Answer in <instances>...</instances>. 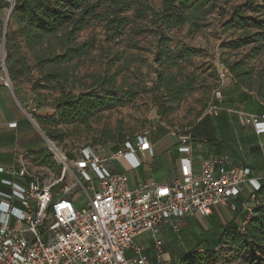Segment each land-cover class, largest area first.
<instances>
[{
  "label": "built area",
  "instance_id": "obj_1",
  "mask_svg": "<svg viewBox=\"0 0 264 264\" xmlns=\"http://www.w3.org/2000/svg\"><path fill=\"white\" fill-rule=\"evenodd\" d=\"M0 76V85L9 87L1 49ZM227 76L228 69L221 65L220 80ZM223 100L222 89L214 90L206 114L217 116L223 110ZM30 109L36 112L34 107ZM232 112L257 136L264 135V115ZM150 133L148 127L118 150L107 144L86 147L72 158L53 151L56 170L44 167L31 173L22 157L15 166L0 165V174L6 176L0 178V185L6 188L0 189V264H172L162 257V225L170 223L177 232V220L207 217L218 207L247 219L260 205L257 193L263 185L250 177L249 168L230 167L225 158L213 157L203 160L199 171H194L193 137L188 129L174 133L181 156L178 175L170 183L132 187L128 173L117 170L118 158L132 170L139 169L143 162L137 154L154 155L148 143ZM246 185L251 189L246 199H241ZM140 237L152 242L156 262H151L136 242ZM127 252L132 256L126 257Z\"/></svg>",
  "mask_w": 264,
  "mask_h": 264
},
{
  "label": "rangeland",
  "instance_id": "obj_2",
  "mask_svg": "<svg viewBox=\"0 0 264 264\" xmlns=\"http://www.w3.org/2000/svg\"><path fill=\"white\" fill-rule=\"evenodd\" d=\"M141 1H147L153 9L157 10L163 0ZM4 2L9 3L7 0H0V4ZM240 3L242 0H225L220 3L218 8L207 15L205 27L199 33H189L187 26L176 27L168 31L171 49L180 52L183 47H187L194 49L195 52L189 58L184 57L177 67L170 70L183 82L189 78L193 79L194 90L167 115H163L167 107L165 95L157 88V66L154 63L157 48L155 38L150 34L151 23L148 19L135 20L133 12L127 11L123 15L130 17L132 23L118 38L112 39L104 29L103 23L98 19H91L88 27L80 32L78 40L82 42L93 39L94 48L89 57L83 58L82 63L73 71V80L65 87L66 91L75 97L91 92L104 96L111 91L101 90L93 84L90 77L98 74H116L112 94L116 95L121 103L111 109L96 111L87 126L76 121L67 124L59 122L56 125L43 122L37 118L38 116L30 107L36 109L41 105H50L55 98L61 95V92L59 89H51L43 83H38L37 87H34L38 75L33 72L32 83L24 82L16 86L17 92H20L22 96L18 97L14 92L15 86L12 82L7 87L12 94L15 93L18 101H25L26 105H29V107H25L19 102L20 119L26 121L24 123L27 124L26 126L30 124L34 134L38 135L39 140L35 142L36 144L39 145L42 142L43 148H50L49 144L53 143L56 148L71 158L77 156L82 148L96 149L104 144L113 146L114 142H118L122 138L125 141H133L150 127L148 143L153 146L154 162H162L163 165L145 164L137 170H132L123 158H118V165L128 173L134 184H149L153 181L160 183L170 180L171 174L167 168V161L177 142L174 134L176 130L183 132L191 128L200 118L211 116L206 114V110L213 101V91L217 88L222 89L224 96L222 104L233 111H240L241 107L238 105H241L243 96L247 94L246 90H241L239 93L229 96V89L233 81L231 76H227L223 81L219 78L221 65H225L226 60L239 59L246 51L245 49L236 51L227 47V42L233 38V34L232 31H226L223 27L233 6ZM7 9L8 7L0 8V42ZM9 22L10 19L5 33ZM5 58L6 52L4 53ZM252 64L254 74L257 70L264 69V52ZM7 96L10 94L7 93ZM14 102L16 104L15 100ZM25 111L31 115L33 123L26 117ZM212 119L213 117L210 120ZM17 139L18 145L24 147V138ZM46 151L51 156L53 150L47 149ZM196 157L199 159L202 155L195 154ZM11 158L13 157L10 155L0 154V164L6 163ZM14 161L16 163L17 160ZM15 163L10 166H15ZM145 169L148 173L144 171ZM222 213L221 220L228 221L225 216L229 217L231 211L223 210ZM212 219L213 217H209L208 220L212 221ZM205 224V222L195 221V226H185L179 223L178 232L171 229L165 230V227V231L163 230L159 236L163 240L164 261L170 260L171 263L177 264L180 257L187 254L200 241L192 231L194 228L202 238H212L208 237L204 231ZM237 226L239 227L240 224L238 223ZM213 233L215 231L209 234L213 235ZM139 241L140 238L136 240L138 243ZM147 245L145 244L144 247L149 250L151 255L154 254L151 246ZM214 252L216 253L213 264H264V261L260 260L253 263L249 253L237 251L226 243L219 245L218 251ZM131 256L132 252H127L126 257ZM211 257L210 254L206 258Z\"/></svg>",
  "mask_w": 264,
  "mask_h": 264
},
{
  "label": "trees",
  "instance_id": "obj_3",
  "mask_svg": "<svg viewBox=\"0 0 264 264\" xmlns=\"http://www.w3.org/2000/svg\"><path fill=\"white\" fill-rule=\"evenodd\" d=\"M223 1L163 0L160 8L155 10L147 1L141 0H15L4 35L5 68L15 86V93L20 83H32L33 72L38 75L34 87L43 83L51 89L60 90L61 95L50 105H41L54 109L51 116L39 118L41 121L53 125L76 121L87 126L96 111L111 109L121 101L112 94L116 74L90 77L101 90L111 91L104 96L91 92L75 97L66 91L65 87L73 80V71L94 48L93 39L81 42L79 34L88 27L91 19H98L112 39L118 38L132 23V19L123 13L132 11L135 20L148 19L151 23L150 34L154 36L157 48L154 55L157 88L167 101L165 116L194 90L193 79L183 82L170 70L177 67L184 57L189 58L195 50L183 47L176 52L171 49L168 31L187 26L189 33H199L205 27L207 15ZM8 6L7 2L0 4V8ZM223 27L233 34L227 47L236 51L246 50L239 59L226 60L223 65L233 80L229 96L246 90L240 111L252 114L258 108L262 110L260 103L264 104V69L254 74L252 64L264 52V0H242V3L234 5ZM124 142L122 138L114 142L112 148L118 150ZM34 161L40 165H53L47 151L36 153ZM257 195L260 205L254 208L250 217L242 218L246 221L242 231L233 219L219 227L216 238L200 240L180 257L177 264H213L214 251H218L216 248L222 243L249 253L253 263L264 261V186ZM144 253L148 255L147 251ZM210 254L212 257L206 258Z\"/></svg>",
  "mask_w": 264,
  "mask_h": 264
},
{
  "label": "crops",
  "instance_id": "obj_4",
  "mask_svg": "<svg viewBox=\"0 0 264 264\" xmlns=\"http://www.w3.org/2000/svg\"><path fill=\"white\" fill-rule=\"evenodd\" d=\"M7 93H9L10 96H7ZM16 94L18 95V97L22 96L20 92H17ZM13 99L16 101V104ZM19 102H21L25 107H29V105H26L25 101H18L15 97V93L12 94V92L7 87L0 85V154L4 156L10 155L11 157H13L11 159H8L6 163H1L0 165H14V160H17L16 162H18V159L22 157L23 164L31 173H38L43 170L44 167H52L53 170H56V164L54 162L53 165H40L38 163H35L34 155L36 153L46 151L48 148H43L41 146V140V143L39 145L35 143L37 140H39L38 135L34 134V130L31 129L30 124L26 126L27 124H24L26 121H22L20 119L18 112V108L20 109ZM260 104L263 106V109L259 110L258 108L256 112L252 114L264 115V104ZM222 107L223 110H221L217 116L202 117L191 128L188 129L193 137L191 160L194 171H199L200 164L203 160L207 158L221 157L225 158L228 161L230 167L249 168L251 170L250 177L258 179L264 186V135L257 136L251 126L243 125L239 122L237 114L235 112H232L233 109L228 108L225 105H222ZM35 113L38 116V119L45 118L47 116H51L54 113V109L51 106H39L36 108ZM211 117H213L212 120H210ZM10 123H16V127H9ZM19 137L24 138V147L19 146L16 142V140L18 141L17 138ZM195 154H201L202 157L199 159L197 157L195 158ZM139 155L137 154L138 158L143 162L142 165H163L162 162H154L155 155H153V157H150L146 153H141ZM180 157L181 156L177 152L175 144V147L170 152L167 161V168L170 171L171 179L161 181L160 183H157L156 181H153L151 183H170L178 175ZM15 165L17 164L15 163ZM117 170L123 171V169L119 165L117 166ZM144 171L147 172L146 169ZM1 177L2 176L0 175V178ZM130 183L132 187L139 185L138 183L134 184L131 180ZM0 189L6 190V188L2 185H0ZM250 189L251 188L249 185L245 186L243 193L240 196L241 199H246ZM223 210L230 211L228 208L218 207L214 209L212 214L207 217H185L177 220L175 223L177 225L179 223H182L185 226H195V221L200 223L205 222L206 224L204 226L206 227L203 229L208 234V237L210 236L212 238H216L218 236L219 227L226 225L233 219H235L234 221L237 224L239 223L241 225L242 223H244L242 218L244 217L246 219V216L244 214L231 211L229 217L225 216L228 221L224 222L221 220ZM209 217H213L212 221L208 220ZM170 226V223L162 225L161 232L165 227V230H170ZM192 231L195 233L196 238H199L200 240L204 239L201 237V234L197 232L196 228H194ZM214 231L215 233H213V235L209 234L210 232ZM138 244L142 245L143 247L145 244H148L147 246L150 245L154 250L152 242L147 238L140 237V241ZM145 251L148 252L147 256L149 257L151 262H156L157 254L155 250L154 254L152 255L150 254L149 250L146 249V247H144V252ZM162 257L165 258V254H162Z\"/></svg>",
  "mask_w": 264,
  "mask_h": 264
},
{
  "label": "water",
  "instance_id": "obj_5",
  "mask_svg": "<svg viewBox=\"0 0 264 264\" xmlns=\"http://www.w3.org/2000/svg\"><path fill=\"white\" fill-rule=\"evenodd\" d=\"M14 5H15V2L13 3L12 6H11L10 4H9V6H8L9 11H10L9 19H10V15H11V13H12V10H13V8H14ZM7 24H8V22L4 24V28H3V32H2L3 36H2V39H1V51H2L3 54L5 53V37H4V35H5V29H6V27H7ZM4 65H5V64H4ZM7 75H8V74H7ZM8 79H9V81H10V83H11V80H10L9 77H8ZM25 115H26V117L29 119V121H30L31 123H33V121L27 116V114H25Z\"/></svg>",
  "mask_w": 264,
  "mask_h": 264
},
{
  "label": "bare ground",
  "instance_id": "obj_6",
  "mask_svg": "<svg viewBox=\"0 0 264 264\" xmlns=\"http://www.w3.org/2000/svg\"><path fill=\"white\" fill-rule=\"evenodd\" d=\"M9 2V4L12 6L13 3L15 2V0H7ZM9 14H10V11H9V8L7 9L6 11V15H5V19H4V24L7 23L9 21ZM31 117V116H30ZM32 119V118H31ZM35 123V122H34ZM51 150L55 151V152H58L60 151L58 148H56V146L53 144V143H50L49 144Z\"/></svg>",
  "mask_w": 264,
  "mask_h": 264
}]
</instances>
